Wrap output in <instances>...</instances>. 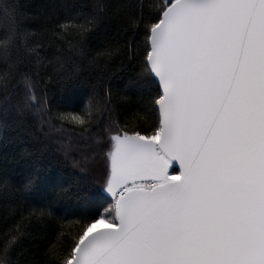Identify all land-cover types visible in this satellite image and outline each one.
Instances as JSON below:
<instances>
[{
  "label": "snow or ice",
  "instance_id": "snow-or-ice-1",
  "mask_svg": "<svg viewBox=\"0 0 264 264\" xmlns=\"http://www.w3.org/2000/svg\"><path fill=\"white\" fill-rule=\"evenodd\" d=\"M0 204V264H264V0H0Z\"/></svg>",
  "mask_w": 264,
  "mask_h": 264
},
{
  "label": "trees",
  "instance_id": "trees-1",
  "mask_svg": "<svg viewBox=\"0 0 264 264\" xmlns=\"http://www.w3.org/2000/svg\"><path fill=\"white\" fill-rule=\"evenodd\" d=\"M22 2L26 6H33V5H37V4L41 3V0H22ZM31 10H34V9L30 8V11ZM76 91L78 92L79 90H76ZM62 203H63V206L65 208H67V207H69L71 205L72 201L69 200V201H64ZM58 207H59V205H58ZM2 216H3V205L0 204V217H2Z\"/></svg>",
  "mask_w": 264,
  "mask_h": 264
}]
</instances>
